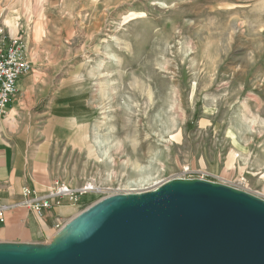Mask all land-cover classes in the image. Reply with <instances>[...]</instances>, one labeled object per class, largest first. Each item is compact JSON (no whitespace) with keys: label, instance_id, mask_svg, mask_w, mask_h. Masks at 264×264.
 <instances>
[{"label":"rangeland","instance_id":"obj_1","mask_svg":"<svg viewBox=\"0 0 264 264\" xmlns=\"http://www.w3.org/2000/svg\"><path fill=\"white\" fill-rule=\"evenodd\" d=\"M0 14L30 25L35 70L89 93L96 155L82 186L99 192L69 221L173 179L255 194L223 176L227 135L264 140V0H0Z\"/></svg>","mask_w":264,"mask_h":264},{"label":"water","instance_id":"obj_2","mask_svg":"<svg viewBox=\"0 0 264 264\" xmlns=\"http://www.w3.org/2000/svg\"><path fill=\"white\" fill-rule=\"evenodd\" d=\"M0 264H264V199L173 179L97 202L47 243H0Z\"/></svg>","mask_w":264,"mask_h":264},{"label":"crops","instance_id":"obj_3","mask_svg":"<svg viewBox=\"0 0 264 264\" xmlns=\"http://www.w3.org/2000/svg\"><path fill=\"white\" fill-rule=\"evenodd\" d=\"M1 20L10 36L22 35L32 71L17 81L6 116L0 117V207H9L0 223V243L44 244L77 206L62 205L38 216L20 205L29 200L23 191L44 195L55 183L79 189L90 180L88 168L96 155L91 141L94 112L88 91L82 81L74 82L73 74L49 79L34 69L39 45L30 42L29 24L0 14ZM225 140L231 145L225 166L233 169L225 171L224 183L249 186L264 198V140H242L238 135Z\"/></svg>","mask_w":264,"mask_h":264},{"label":"built area","instance_id":"obj_4","mask_svg":"<svg viewBox=\"0 0 264 264\" xmlns=\"http://www.w3.org/2000/svg\"><path fill=\"white\" fill-rule=\"evenodd\" d=\"M32 71L31 63L25 57V46L20 34L10 36L0 26V117L6 116L5 107L16 94L17 81ZM85 184L79 189H72L65 183H55L44 195H38L30 189L23 191L29 200L20 204L30 212L41 216L43 210H51L62 205H78L84 196L99 192ZM94 187V186H93ZM244 191L247 192L245 189ZM9 207H0V223H4V214Z\"/></svg>","mask_w":264,"mask_h":264},{"label":"bare ground","instance_id":"obj_5","mask_svg":"<svg viewBox=\"0 0 264 264\" xmlns=\"http://www.w3.org/2000/svg\"><path fill=\"white\" fill-rule=\"evenodd\" d=\"M92 188L94 189V187L92 186Z\"/></svg>","mask_w":264,"mask_h":264}]
</instances>
